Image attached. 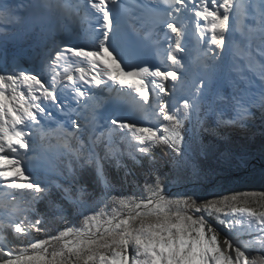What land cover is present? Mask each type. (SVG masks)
I'll return each mask as SVG.
<instances>
[{
	"label": "snow or ice",
	"instance_id": "6c2138e0",
	"mask_svg": "<svg viewBox=\"0 0 264 264\" xmlns=\"http://www.w3.org/2000/svg\"><path fill=\"white\" fill-rule=\"evenodd\" d=\"M257 131L264 0H0V264H264Z\"/></svg>",
	"mask_w": 264,
	"mask_h": 264
},
{
	"label": "trees",
	"instance_id": "16d2710c",
	"mask_svg": "<svg viewBox=\"0 0 264 264\" xmlns=\"http://www.w3.org/2000/svg\"><path fill=\"white\" fill-rule=\"evenodd\" d=\"M11 51L12 48L11 46H9V52ZM224 147H228L235 152L241 150H246L248 153L258 152L262 155V158H264V135H261L259 131H257L256 134L251 137L244 136L243 134L238 132L232 133L228 144L224 145ZM250 168H248V171H246V169L243 171H238L233 170L232 167H230L227 171L218 172L217 175L210 176L209 181H206V183L215 182L219 185H222L224 190L256 191L257 189H259V191H264V182H262L260 186L258 183H255V186L250 185L251 187H248V180L252 176ZM262 170H264V168ZM211 222L215 223V221ZM77 226H79V224H77ZM50 227L52 229L51 234H55V230L58 228H62L63 225L52 224ZM32 236L37 237V234L33 232ZM39 236L40 238H43L44 234L41 233L39 234ZM24 243H27V240H25Z\"/></svg>",
	"mask_w": 264,
	"mask_h": 264
},
{
	"label": "rangeland",
	"instance_id": "374dc122",
	"mask_svg": "<svg viewBox=\"0 0 264 264\" xmlns=\"http://www.w3.org/2000/svg\"><path fill=\"white\" fill-rule=\"evenodd\" d=\"M231 167L233 170H238V171H243L245 169L246 171H248V168L251 167L250 170L252 176L248 180V184H247L248 187L255 186V183H258L260 186L262 182H264V170H262L264 168V158H262V155L259 154L258 152L250 153L248 161L245 165L241 166L234 162ZM256 191H259V189H257Z\"/></svg>",
	"mask_w": 264,
	"mask_h": 264
}]
</instances>
